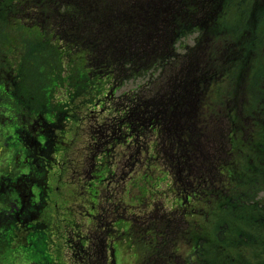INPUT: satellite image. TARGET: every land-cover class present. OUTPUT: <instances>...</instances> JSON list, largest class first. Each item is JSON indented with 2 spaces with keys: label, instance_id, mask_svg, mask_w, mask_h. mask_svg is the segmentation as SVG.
<instances>
[{
  "label": "rangeland",
  "instance_id": "374dc122",
  "mask_svg": "<svg viewBox=\"0 0 264 264\" xmlns=\"http://www.w3.org/2000/svg\"><path fill=\"white\" fill-rule=\"evenodd\" d=\"M115 1L101 0L100 6L102 4L103 14L100 15L102 16L101 22L99 25H96L100 33L97 34V38L94 40L95 47L93 46L90 50H85V52H78L77 50L69 53H64L63 50L60 52L57 39L53 36L50 37V40L44 41L39 27L25 31L15 24L7 25L4 28L3 25H0V75H3L2 78L6 80L9 78L10 73H12V70L17 72L21 81H24V85H29L30 89L32 88L33 94L34 91H42L43 88L50 87L51 90L47 91H49V95L51 96V104H55L56 110H61L58 107L62 108L63 106L66 109L64 113L58 112L59 119H55L59 124V127L55 129L56 133L62 130L64 132L58 133L61 135L60 137L58 136V139L55 137L56 134L51 136L53 140L49 141L47 151L45 152L49 157L56 156L59 161L64 160L60 167L67 168V171L64 173L65 175H62L61 172L63 171H59L58 167L55 169L59 175L51 174V177L54 179V187L58 186L53 195L54 203L57 206L54 205V209L51 212H49V208L44 211L45 215H54L56 220H52L51 216V221L49 222L51 240L55 243L53 250L55 255L53 257L57 256L66 261V264H72L73 262L70 261L72 259H70L68 250L69 242L65 239L71 240L74 233L78 232L77 229L81 230L82 235L86 233L90 239L93 237L91 232H94V235L98 233L97 228H101L103 222L111 225L109 222L121 217L120 219L132 220L138 237L134 235L130 237V232H133L130 231L125 240H121L117 244L116 257L114 258L115 264H188L184 257L191 252L192 236L196 237L201 233L206 234V232H202L201 229L197 230L193 222L194 218L201 216L200 211L196 212L193 210L191 212L197 217L195 215H187L185 217L180 209L171 210V206H174L177 202L175 198L179 194V192L175 193V191L180 190L184 186L191 185L189 177L183 174L180 176V173L176 172L177 167L180 165V159H176L174 155L177 151L180 152L181 150L173 149L172 142L180 141L179 135H176L178 131L188 132L190 130L191 140L187 145L182 144L181 147L190 148L189 153L191 151L195 153V149L193 148L195 147L198 158L201 157L197 161V169L201 171L200 174L211 176L213 180L218 179L222 175L218 172L216 166L224 162L223 158H226L227 155L225 152L230 149L225 136L226 131L223 130L227 128L226 122L228 118L226 119L225 117L229 110L226 109L222 113V116L215 119L212 128L208 127L207 130H200L196 126H193L191 122L192 117L185 116L184 119L180 120L184 117L181 116L180 110H183L185 103L192 106L194 102L179 100L180 105L175 106V102L178 101L180 94H182L178 93L182 90V87L177 85V83H180V80L183 78L186 79L188 71L197 70L194 66V61L207 64V67L218 65L221 58H224L223 56L225 55L221 53L224 50V46L230 43L232 48L228 47L227 50L230 54L236 51V43L242 40L238 39L239 36L240 38L245 36L244 41L248 40V43L256 42L251 45L256 46L257 52H261L264 55V46H260V39H255L256 33L253 31L254 29H259L261 24L257 28H252L253 24H251V21L255 19L253 16L256 7L249 8V5L246 4L248 9L246 5H243L238 10L234 5L227 4L223 8L217 5V9L215 10L216 5H212L209 0H194L195 5L198 7L191 9L192 13L189 14L183 25L187 27L196 21L199 23L198 30L185 32V35L179 38L176 46L177 51L173 50V46L172 48L171 46L168 48L166 45L169 44L167 42L170 41L169 38L167 41H163L157 37L165 35L167 38L170 26L164 25L153 28L148 24L147 28L139 30L143 33L141 32L142 35L135 42V45L139 43V47L148 52L150 48L159 50L158 47L160 48L162 44L166 60H160L155 67L151 65L148 68H144L146 71L138 69L139 66L126 69L124 73H120L114 79L115 87L117 88L113 92L114 95L112 96L114 97L109 98L108 94L110 93L111 83L106 82V79L103 77H92L88 72L87 65L88 62H95L99 58L98 55H102L103 52L107 51L106 45L110 44L116 48H120L125 42H130L124 38V35L122 37L118 36L110 42V31L105 24L108 20L109 9L121 12L122 8H125L128 4H134L136 1ZM180 1L151 0L145 5V18L143 17L142 20L146 22V16L152 11V7L155 6L154 2L158 5L155 6L158 8V11L170 19L172 16L167 14V8H170V12L173 10L175 12L178 9L183 10L184 6L180 4ZM243 9L244 11L247 9L244 16V24L241 14H238ZM49 16L50 19L45 25L46 28L49 25L53 27L52 22H54L55 27L59 26L61 22L64 24L71 22L70 19L57 14L56 11H53ZM176 16H179V14ZM258 18L262 22L264 21V16L261 15ZM169 23L167 22V25ZM86 25L84 29L80 30V33L87 37V42L93 44L92 39L94 37L91 35L97 29L93 23H87ZM240 29H246L244 32L248 31V35L252 36L247 38V35H239L240 32L238 30ZM7 38V44L3 46ZM96 40L98 43L95 42ZM48 42L50 43L49 46L47 45ZM110 48L112 47L110 46ZM189 50L191 52L190 56L185 54V51L187 53ZM112 55L114 57L119 56L116 53ZM87 59L89 60L87 61ZM187 62H189V66ZM260 64L264 67V62ZM221 65V71H224L226 64L222 63ZM59 66L60 70L57 69ZM191 68H193L192 71L190 70ZM65 69L73 70L75 78L71 83L75 88H78L76 90L77 93L72 98L69 97L73 87L64 85L54 89L53 83H51V78H55L56 75L61 77V72L62 70L64 72ZM135 71H138V73L131 74V72ZM243 71L245 72V70ZM80 73H84L86 76L90 75V81L85 80L86 86L83 83L84 88L80 87L83 80H78ZM239 79L240 88L236 92L234 90L230 92L225 91L228 90V81L218 82L220 86L216 89L220 92L210 94L209 108H214L217 99H224L223 94H231L233 104L234 102H238L239 98L241 101L246 102V94H240V91L250 90V83L243 79V74ZM12 80L16 81V78H12ZM57 80L59 81V79ZM93 80L94 82H92ZM9 86V84H6L3 90L6 88L13 90V87ZM70 88L72 89L70 90ZM5 91H0V171L7 167V161H12L9 151L14 150L13 148L8 150L10 144L5 142L7 134L5 127L12 122L18 121H21L24 125L29 119L31 121L29 115H34L33 109L28 108L25 110L19 102L15 103V105L9 103L12 97L6 95L9 92L8 90ZM134 93L137 95L139 107L134 108L133 112L138 111V113H134L133 116H137L139 120H145L148 123V119H156V110L162 103L165 106L167 103L169 111L167 117L161 119L162 123H166V128L161 134L156 133V130L146 122L143 123L144 126H141L142 130L137 133L132 124V142L126 143V136L124 138L120 137L122 135L120 132L122 130L129 131V128L127 126L121 127L120 121L122 119H120L118 110L122 111L127 104L123 100L124 94L132 95ZM247 96H250V94ZM98 97L100 99H97ZM117 97H122V99L115 100ZM244 97L246 99H243ZM229 103L231 106V100ZM56 104H58V107ZM237 108L240 110V106H237ZM15 109L19 110V114L15 112ZM216 111H218L217 106ZM23 112L26 116H22L21 113ZM12 113L15 117H13ZM235 113L237 115L240 114ZM183 121H185L184 129L180 128L178 124V122ZM249 123L248 121L243 125L244 131L239 138L238 149L241 152H234L237 157H233L232 155L226 164L222 165L223 169L229 170L233 176H238L240 169L244 166L245 169L247 167L245 163L242 167L241 165L246 161V151L247 155L249 154L248 149L244 146L247 137L243 138L247 131L245 127ZM33 130L35 131V129ZM123 133L125 132L123 131ZM256 134L260 136V133L256 132ZM237 138L235 137V143L238 141ZM56 139L61 140L62 143L60 141L57 144L55 142ZM33 155L36 163L40 166L48 162L46 159L43 161L42 158H39L38 152H33ZM195 155L192 156L194 161ZM11 164H15V162ZM262 166L264 167V165ZM103 172H105L104 178ZM191 172L194 171L191 170ZM253 176L254 171L252 172V169L248 170V182L246 185L251 190L249 197L253 202L255 200L258 201L259 208L254 215L259 220L258 222L255 221L257 223L256 226L253 224V226L249 227L245 219L241 220V224L245 228L249 227L250 231L258 229L254 231V234H262L263 237L257 241L239 239L240 237L235 229L237 225L229 222L226 225L227 235L222 240L220 239L222 232L219 231L218 242L213 247L205 248L200 257L202 260L199 264H264V189H260V183L256 186L251 183ZM191 189L192 187L190 186L188 191ZM193 190L195 189L193 188ZM201 196H205V193L202 192ZM198 204L205 205L204 202ZM207 206L209 207V205ZM248 211L250 212L251 209H244L242 212L246 216ZM158 219H161L158 222V224L160 223L158 227H160V230H163V235L159 236L158 239H163V241L155 247L156 244L153 245L155 239H152L149 242L150 246H144L143 240L147 239L148 236H143V226L146 227V225L148 226L152 221ZM70 227L74 228L72 233L64 235V229ZM23 232L22 230L17 231V238L21 237ZM102 232L104 233V229ZM216 232H218V228H216ZM151 238L149 236V239ZM94 243H96L95 246ZM97 244V239H93L90 253H87V256L84 258L87 260L86 264H110L109 259L103 260L99 258L100 250H98ZM107 252L110 254L111 249L107 248ZM9 256L10 253L4 254L6 259H10ZM38 256V253L23 256L15 264H45ZM76 263H79V261H74V264ZM0 264L5 263L0 262Z\"/></svg>",
  "mask_w": 264,
  "mask_h": 264
},
{
  "label": "trees",
  "instance_id": "16d2710c",
  "mask_svg": "<svg viewBox=\"0 0 264 264\" xmlns=\"http://www.w3.org/2000/svg\"><path fill=\"white\" fill-rule=\"evenodd\" d=\"M131 1H136V3L128 4L125 8H122L120 10L121 12L109 9L108 20L105 24L110 31V38H109V40H111L110 42H112V40L116 39V37L118 36L122 37V35H124V38L126 40H129L130 42L129 43L125 42V44L120 48H116L110 44L106 45L107 51L103 52L102 55H98L99 58H97L95 62L94 61H91V63L88 62L87 69L92 77L95 78L103 77L106 79V81L110 80L111 78L112 80H114L119 76L120 73H124L126 69H132L134 66H139L138 69H144L146 67L148 68L151 65L154 66L155 64H158L164 56L163 45L161 44V47L160 48L158 47L159 50L150 48L148 49V52H146V50L139 47L140 45L139 43L135 45V42L141 37L143 33L142 31L139 30H143L144 28H147L148 24L150 27L153 28L155 27L158 28V26H164V25L170 26V29L168 30L167 38L165 35L157 36V37L159 40L162 39L163 41L165 40L167 41V39L168 38L170 39L172 36L174 39L178 35V33H181L180 30L183 28V27H177L176 24L179 25L178 23L180 22V20L183 19L186 16V14L188 15L189 12H191L190 6L192 4L193 6H195L193 0H181L180 4L184 6L183 10L178 9L175 12L174 10L170 12V8H167L168 9L167 14L169 16L175 17L174 20L172 17L168 19L167 17H165V14L158 11V8L155 7L158 5L154 2L153 4L155 6L152 7V11L146 16V22H145L144 20H142L143 17L145 18V14H144L146 10L145 5H147L151 0H131ZM209 1L212 3V5L218 4L225 6L227 4L233 3L238 10L243 5L245 6L247 3L251 4V8L256 7L254 9L255 19L254 21H251V24H253L252 26H256V28L261 24L259 29H254L253 31L254 33H256L255 39L256 40L260 39L259 40L260 46H264V24H263L264 21L262 22L258 18L259 16L264 15V7L262 3L263 0H209ZM100 2L101 0H0V22H1L0 25L1 26L3 25L4 28L7 25L15 24L21 29L24 28L25 31H28L29 28L39 27L40 28L39 30L42 32L41 37H43L44 41L46 39L50 40L51 39L50 37L53 36L54 38L57 39L58 45L60 46L59 48L60 52H62L61 50H63L64 53H69L73 50H77L78 52H83V51L85 52V50H90L91 47L94 46V40L97 38V34L100 33V30L97 29L96 27V25L97 24L99 25V23L101 22L102 16L100 15L103 14L101 8L102 4L100 6ZM114 2L116 1L114 0ZM53 11H56L57 14H61L62 17L70 19L71 22L66 24L61 22L60 25L57 27H55L54 22H52L53 27L49 25L46 28L45 25L50 19L49 15ZM178 14H182V15L176 16ZM242 14L245 15V12H242ZM167 22H170L169 25H167ZM213 22L215 23V21ZM87 23H93L94 27L97 29L94 32H92L93 35H91L94 37L92 39L93 44L87 42L86 40L87 37L81 35L80 33V30L84 29V27L87 26L86 25ZM174 23H175V27H174ZM244 30L243 29L238 30V32H240L239 35L242 34L247 35V38L252 36V35H248L247 33L248 31L244 32ZM238 39H242V40H240L239 43H236V48L239 50L245 49L244 56L246 57L242 65L241 75L239 76H242V74L245 76V73H247V69L251 68L255 73L252 74L255 82L254 84L250 85V97L246 100V102L241 103V100L238 99V102H234L233 104L232 96L230 94V99L228 97L224 103L226 104L228 100H231V106L226 105V109H229V111L231 110L232 112L235 111L237 113L240 112L241 114L243 105H245L244 109L248 111V114L244 116V118H248L250 122L245 127V128H249L248 137L250 139L248 142L250 143L248 149L249 154L246 155L245 160L246 163H248L247 168H249V170L252 169V172L254 171V176L252 177L251 183L255 186L258 183H260L259 185L260 189H264V186H262V184H264V167L262 166L264 164V67L262 66V64H260L261 62H264V55L261 54V52H257L256 46L251 45L252 43L255 44L256 42L248 43V40L244 41L245 36L241 38L239 36ZM7 40L8 38L6 39V42L3 43L4 46L7 44ZM95 42L98 43L97 40ZM47 45L49 46L50 43L48 42ZM166 45L168 46V48L170 47V44H166ZM110 46L112 48H110ZM228 47H230V43L229 45L224 46V50L222 51V53H224L225 56L230 55L229 51L227 50ZM114 53L118 54L119 56L114 57L112 55ZM237 53L241 54V51H238ZM88 60L89 59H87V61ZM57 69L60 70V66L57 67ZM243 70H245V72ZM64 72L62 70L61 77L56 75L55 78L53 79L51 78L52 80L51 83H53V85L60 84L65 82L66 79L70 80V78L72 77L75 78V76H73V70L71 69L69 71L70 73L67 76H64L65 78L64 80L62 76ZM14 73H15L14 75L10 73L9 78L6 79L7 81L5 80L6 83L8 81H11L13 82V84H15L14 91H12L13 96L17 99L22 98L25 94H27L28 97H31L30 94H32L31 91L32 88L30 89L29 85L25 86L23 83L24 81H21V78L17 75V72L14 71ZM136 73H138V71L131 72V74H136ZM215 73L216 71H214L212 74L215 75ZM89 76H86L83 73H80L78 75L79 80H83V82L81 83L82 84L81 87H84L83 83L85 84V80L90 81ZM209 77H212V75L209 74L206 76V78ZM12 78H16V81H13ZM57 79H59V81ZM92 82H94V80ZM182 85H186L190 90H188L187 88L185 91L182 88V90L178 92L182 94H180L178 101L175 102V106H179L181 100H186L190 102L189 100L190 96L192 95V93L193 94L196 93L193 90L192 80L190 78L185 80V83ZM236 87L240 88V82L236 85ZM16 89L19 90V93L15 92ZM187 92H189L190 94L187 95ZM241 92L243 93V90L240 91V94ZM36 94L41 96V99H43V96L46 95L44 89L42 91H36ZM237 106H240V110L237 108ZM158 109L161 110V114H159L160 116L165 115L167 117V113L169 111L167 104L166 106L164 103L160 104ZM198 112H200L199 116H201L202 115L201 109H199V111H196L195 108L187 105L186 103L184 105L183 110H180L181 116L184 117L185 116L193 117L195 115H198ZM227 117L229 118V113ZM232 123H234V128H235L237 126V123L240 124L239 118L233 116ZM232 123L230 121L229 126ZM163 124L164 123L161 122V125ZM179 125L185 127L184 122H181ZM256 132L260 133L259 139L257 140V144L255 142L256 139L254 138ZM197 173L202 176V177H198L200 179L198 181H202L206 183L211 177V176H206L204 174H200L201 173L200 170H197ZM259 173H261V175H259ZM238 184L239 183L236 184L235 190H233V192L229 194L228 197L225 198L224 201L225 208L228 209L227 211L230 214V217L228 215L226 217L228 218V220L231 219L238 223H240L242 219H246L251 223L256 224L255 221L258 222V219L257 217L255 218V216H253L251 213L256 212L255 207H257L258 205V201L247 203V199L249 198V194H251V190L247 185L243 189L241 188V190H239L240 187H238ZM241 209L242 210L251 209V211L250 212L248 211L247 214L248 216L246 217ZM232 214L234 215V217L231 218ZM236 231L238 232V236L245 237L246 234L244 228L240 226L236 229Z\"/></svg>",
  "mask_w": 264,
  "mask_h": 264
},
{
  "label": "flooded vegetation",
  "instance_id": "af4514ba",
  "mask_svg": "<svg viewBox=\"0 0 264 264\" xmlns=\"http://www.w3.org/2000/svg\"><path fill=\"white\" fill-rule=\"evenodd\" d=\"M37 115L39 116L38 113ZM43 123L51 126L54 124V121L51 116L46 115L44 119H42V125ZM30 125L31 122L24 128V132L27 136H29ZM126 126L131 127V124ZM20 137V135H17L16 139L19 141ZM31 142H35L38 146L36 149L40 151L44 150L46 145L44 132L42 130L35 132V135L33 137L31 136ZM20 146L19 152L22 154V158L20 160L17 158L19 152L14 157L17 163V168L7 170V172H5V177H0V191H2L0 197L4 204L0 210L4 209L8 218L5 225L0 227V242L3 243V241L6 240L7 242L4 243L8 244L9 247L7 248L9 250H13L16 247L17 256L19 258L29 254L38 253V258L47 264L53 262V260L48 252V236L45 231L47 232L48 230H51L49 224L51 216L52 220H56L54 215H45L44 211L49 208V212H51L54 209V205L57 206V204L54 203V199H51V196L54 195L58 186L54 187V185H52L53 181L47 177L49 172L53 169V165H48L47 168L40 171V169H37L33 164V160L30 159L31 154L28 152L30 149L25 148L24 145ZM54 174L57 173L54 172ZM104 223L105 222L102 223V226L100 225L101 228H97L98 233L94 235V232H91L93 237L90 239L86 233L82 235L81 230L75 232L71 240L65 239L69 242L68 250L70 259H72L70 261L73 262L72 264H74V261H79V263L76 264H86L87 260L84 258L87 256V253H90L93 239H97L98 241V246H96L98 250H100L99 258L103 260L109 259L110 264H115V261L112 258H108L106 253V238L101 237L103 229L106 236L107 232L112 231L114 228H106L104 226H107L108 224ZM109 223L111 224V222ZM114 223H117V221L114 220ZM15 229H25V231L26 229H33L34 232H25L24 239L26 241L23 242L15 237ZM64 233V235L72 233V227L64 229ZM44 234L45 236H43ZM41 236H43V238L40 242L37 238ZM95 244L96 243H94V246ZM156 246L157 244L155 247ZM111 255L113 254L111 253ZM57 264L60 263L57 262Z\"/></svg>",
  "mask_w": 264,
  "mask_h": 264
}]
</instances>
